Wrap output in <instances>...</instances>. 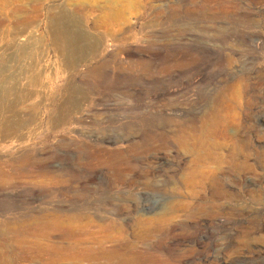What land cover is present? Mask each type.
I'll use <instances>...</instances> for the list:
<instances>
[{
  "label": "rangeland",
  "instance_id": "374dc122",
  "mask_svg": "<svg viewBox=\"0 0 264 264\" xmlns=\"http://www.w3.org/2000/svg\"><path fill=\"white\" fill-rule=\"evenodd\" d=\"M0 264H264V0H0Z\"/></svg>",
  "mask_w": 264,
  "mask_h": 264
},
{
  "label": "bare ground",
  "instance_id": "6f19581e",
  "mask_svg": "<svg viewBox=\"0 0 264 264\" xmlns=\"http://www.w3.org/2000/svg\"><path fill=\"white\" fill-rule=\"evenodd\" d=\"M80 10L81 9H77L78 12H80ZM109 20H111L110 17H106V21L109 22ZM26 23L29 24L28 21H26ZM77 24L78 23L76 22V20L73 21V19L64 12H61L60 14H57L51 17V20H50V25H51L50 27H51L52 37H53L55 46L56 48L60 49V52L67 58V60L69 61V64L72 65L73 68L81 67L82 63L85 61L86 58L89 59L91 57H96L97 50H98L97 44L93 39L89 38V36H86L85 34H81L76 29ZM127 40H131V39H127ZM86 98H88L86 96V93L84 94L82 91H80L78 85L75 83L74 84L71 83L67 87V89H65L64 95L62 96V99H61L62 105L60 107V114H61L60 120H62V122H60V125L62 123L64 124L63 118L66 115V112L68 111L69 107L76 113H80L82 111V105H83V102L86 100ZM17 113L18 111L15 108L13 114H17ZM64 119H66V117ZM11 130L12 129L9 126H7L4 132L8 133ZM195 143L198 147L206 151H208V148L211 147V144H210L211 142L208 138H200L199 140H196ZM23 224H24L23 221H18V223L16 224L15 222L13 223L10 222L7 225L9 227L12 226L10 228L11 230H13L12 232L17 233L20 229L25 228ZM37 260H38L37 258H34L32 259L31 263H35Z\"/></svg>",
  "mask_w": 264,
  "mask_h": 264
}]
</instances>
